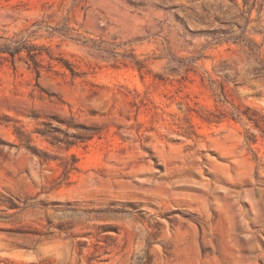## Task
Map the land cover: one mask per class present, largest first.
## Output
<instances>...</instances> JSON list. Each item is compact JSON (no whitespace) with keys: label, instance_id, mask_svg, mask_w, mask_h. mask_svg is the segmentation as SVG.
<instances>
[{"label":"rangeland","instance_id":"rangeland-1","mask_svg":"<svg viewBox=\"0 0 264 264\" xmlns=\"http://www.w3.org/2000/svg\"><path fill=\"white\" fill-rule=\"evenodd\" d=\"M16 47L0 264H264V0H0Z\"/></svg>","mask_w":264,"mask_h":264},{"label":"trees","instance_id":"trees-1","mask_svg":"<svg viewBox=\"0 0 264 264\" xmlns=\"http://www.w3.org/2000/svg\"><path fill=\"white\" fill-rule=\"evenodd\" d=\"M237 40V39H234ZM239 41L246 40L244 38L238 39ZM247 44L250 50H254L255 46H257V42L253 39H247ZM16 50V51H15ZM15 50H7V49H0V57L4 52H10V54L14 57L16 53H20L23 49L21 47H16ZM30 56H32V53L29 51ZM35 63L37 64V61L35 60Z\"/></svg>","mask_w":264,"mask_h":264}]
</instances>
